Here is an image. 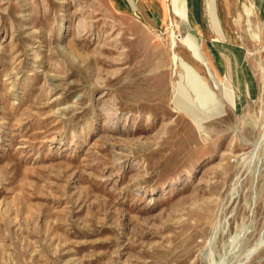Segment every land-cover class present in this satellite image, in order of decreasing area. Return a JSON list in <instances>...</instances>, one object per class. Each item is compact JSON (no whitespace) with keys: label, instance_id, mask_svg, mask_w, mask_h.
Returning a JSON list of instances; mask_svg holds the SVG:
<instances>
[{"label":"rangeland","instance_id":"obj_1","mask_svg":"<svg viewBox=\"0 0 264 264\" xmlns=\"http://www.w3.org/2000/svg\"><path fill=\"white\" fill-rule=\"evenodd\" d=\"M164 1L0 0V264H264V0Z\"/></svg>","mask_w":264,"mask_h":264},{"label":"crops","instance_id":"obj_2","mask_svg":"<svg viewBox=\"0 0 264 264\" xmlns=\"http://www.w3.org/2000/svg\"><path fill=\"white\" fill-rule=\"evenodd\" d=\"M169 7V5H168V3H166V0L164 1V2H161V8L160 9H162V10H166L167 8L166 7Z\"/></svg>","mask_w":264,"mask_h":264},{"label":"trees","instance_id":"obj_3","mask_svg":"<svg viewBox=\"0 0 264 264\" xmlns=\"http://www.w3.org/2000/svg\"><path fill=\"white\" fill-rule=\"evenodd\" d=\"M181 55V54H180ZM182 56V55H181ZM183 58L185 57L184 55L182 56ZM185 60H187L191 65H193L194 66V64L188 59V58H184Z\"/></svg>","mask_w":264,"mask_h":264}]
</instances>
